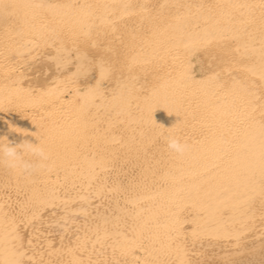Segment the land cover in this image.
<instances>
[{
  "label": "bare ground",
  "instance_id": "1",
  "mask_svg": "<svg viewBox=\"0 0 264 264\" xmlns=\"http://www.w3.org/2000/svg\"><path fill=\"white\" fill-rule=\"evenodd\" d=\"M3 145L0 264H264V0H0Z\"/></svg>",
  "mask_w": 264,
  "mask_h": 264
},
{
  "label": "clouds",
  "instance_id": "2",
  "mask_svg": "<svg viewBox=\"0 0 264 264\" xmlns=\"http://www.w3.org/2000/svg\"><path fill=\"white\" fill-rule=\"evenodd\" d=\"M166 140L168 148L179 155H183L188 150L189 146L186 143H182L176 137L168 136L166 137ZM26 150L35 156L44 157L43 149L37 146L28 145ZM0 155H2L4 161L10 165L15 166L19 164L25 168L30 167L29 165L23 163L20 153H18L14 147L7 145L0 146Z\"/></svg>",
  "mask_w": 264,
  "mask_h": 264
}]
</instances>
